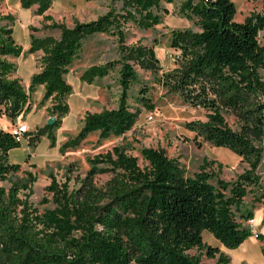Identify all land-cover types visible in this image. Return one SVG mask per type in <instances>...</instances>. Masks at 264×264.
<instances>
[{
    "label": "trees",
    "instance_id": "16d2710c",
    "mask_svg": "<svg viewBox=\"0 0 264 264\" xmlns=\"http://www.w3.org/2000/svg\"><path fill=\"white\" fill-rule=\"evenodd\" d=\"M20 1L24 9L38 7V17H44L53 4V0ZM114 1L122 3L121 10L111 8L96 21L76 22L72 29L57 23L47 26L61 32L60 40L32 37L29 53L42 52L43 56L28 92L12 77L16 68L9 61L19 59L23 48L11 28L0 26V117L15 123L26 113L38 87H44L43 102H55L52 113L58 120L54 126L22 136L30 146L35 147L43 137L55 146L54 131L68 115L66 100L72 93L65 77L79 59L84 42L95 35L117 38L120 57L90 68L81 81L92 85L120 67L119 108L87 113L81 132L61 152L77 149L92 134L98 133L101 140L121 138L136 126L140 112L131 110L128 99L138 83L137 70L157 75L162 67L154 47L127 45L126 28L133 24L148 31L159 26L162 17L155 11L161 9L162 0ZM181 1V15L194 22L199 32L172 33L171 48L179 53L176 67L163 73L158 84L168 95L207 113L206 122L185 127L195 135L198 146L204 143L228 150L249 169L233 184L217 179L215 187L212 181L217 177L207 172V165L187 177L178 160L149 148L141 152L147 163L141 168L138 159L129 155L130 147L119 146L88 160L90 171L77 190L70 191L72 166L62 185L50 174L47 192L56 208L40 214L29 203L36 177L28 172L18 182L11 178L21 165L11 164L9 153L20 148L21 139L14 131L0 129V182L12 184L8 191L0 186V264H204L201 256H190L191 251L205 252L210 260L218 256L217 264H229L230 259L218 248L204 243L203 234L210 233L229 250L252 237L236 214L241 213L249 194L262 190L257 172L264 159V81L259 74L264 69V0L261 11L243 23L235 21L237 8L232 0ZM45 21L52 19L45 17ZM148 95L149 90L142 89L137 102L153 111ZM226 117L235 120L236 130ZM103 175L111 179L98 187L95 178ZM22 193H28L25 199L20 198ZM46 203L45 199L42 204ZM242 217L247 222L254 220L252 212Z\"/></svg>",
    "mask_w": 264,
    "mask_h": 264
},
{
    "label": "rangeland",
    "instance_id": "374dc122",
    "mask_svg": "<svg viewBox=\"0 0 264 264\" xmlns=\"http://www.w3.org/2000/svg\"><path fill=\"white\" fill-rule=\"evenodd\" d=\"M232 1L237 8L235 21L238 23H243L250 15L262 9L261 0ZM181 3V0H162L161 9L155 11L162 17V23L152 30H142L133 24H129L126 28L127 45L141 44L154 47L162 67V72L157 75L137 70L138 83L130 91L128 105L133 112L139 111L140 116L131 132L124 137H112L108 140H101L99 134L95 133L77 149L61 152L62 147L69 140L79 135L87 113L96 114L119 108L120 67L108 77L95 80L93 85L81 81L83 74L90 68L104 66L119 60L120 57L117 38L95 35L84 42L79 59L74 62L65 77L72 93L66 100L69 106L68 115L62 118L60 128L54 131L55 146H52L48 137H43L35 147H32L29 139L22 137L20 148L9 153L10 163L21 165L20 172L11 176L13 182L22 180L28 172L36 177L37 182L33 186L29 203L40 214L56 208L52 202L53 196L47 192V188L51 185L50 174H53L62 185L68 178L67 168L72 166L75 173L70 183V191L77 190L81 186L80 182L90 171L88 160L105 155L119 146L128 145L129 155L138 159L141 168L147 166L141 152L149 148L163 150L170 159L178 160L187 177H193L207 165V172H212L217 177L212 181L215 187H217V179L233 184L249 169L241 158L228 150L217 149L204 143L198 146L194 142L195 135L187 131L185 127L192 122H206L207 113L204 110L191 108L179 97L168 95L158 84V79L163 73L176 67L179 53L171 48L172 33L185 30L199 32L194 22L188 21L181 15ZM111 8L120 11L122 3L114 0H53L51 9L45 16L38 17L36 16L38 7L28 10L22 7L20 0H0V26L11 28L16 43L23 48V55L19 59L9 58L16 68L12 77L18 79L24 90L28 92L31 78L40 72V61L43 56L42 52L33 55L29 53L32 37L37 39L52 37L56 40L61 38L59 30H48L47 26L57 23L72 29L76 22L96 21L107 14ZM7 16H12V19L3 20ZM45 17H50L52 21H45ZM259 74L264 81V69L260 70ZM39 89L31 96L26 113L15 123L6 117H0V129L13 132L18 125H27L29 133L36 135L38 131L45 129L52 119L58 120V116L52 113L55 102H43V88ZM142 89L149 90L148 97L154 106L153 111H148L137 102ZM226 120L230 127L237 129L232 117H226ZM219 165L222 167L219 168ZM257 174L261 178L262 190H256L245 198L241 213H237L236 218L244 228L264 237V159ZM110 179L111 175L97 176L95 183L98 187H102ZM0 186L8 191L12 184L0 182ZM26 194L28 193H22L20 198L25 199ZM45 199L49 203L42 204ZM248 212L253 213V225L242 217H246ZM203 241L208 246L223 248L230 259L229 264H264V240H257L252 236L235 250L224 248L208 232L204 233ZM189 255L204 256L197 251H191ZM204 261L205 264H217L218 259L214 261L205 257Z\"/></svg>",
    "mask_w": 264,
    "mask_h": 264
},
{
    "label": "built area",
    "instance_id": "2783aa9c",
    "mask_svg": "<svg viewBox=\"0 0 264 264\" xmlns=\"http://www.w3.org/2000/svg\"><path fill=\"white\" fill-rule=\"evenodd\" d=\"M29 132V129L27 127V125H18V127L16 128V130H14V135L18 137V139L20 140L22 138V136L26 133ZM251 225H253L254 221H250ZM252 236L258 240V234L255 233V231H252Z\"/></svg>",
    "mask_w": 264,
    "mask_h": 264
},
{
    "label": "crops",
    "instance_id": "0c3cea01",
    "mask_svg": "<svg viewBox=\"0 0 264 264\" xmlns=\"http://www.w3.org/2000/svg\"><path fill=\"white\" fill-rule=\"evenodd\" d=\"M35 75V74H34ZM33 75V76H34ZM32 79V78H31ZM31 82V81H30ZM94 84V83H93ZM92 84V85H93ZM39 88H41V87H38L37 88V90H36V92L38 91V90H40ZM43 88V97H44V94H45V90H44V87H42ZM35 92V93H36ZM34 95V94H33ZM43 97H42V99H43ZM204 235V234H203ZM220 251H221V253H223V254H225L226 256H227V254H226V252H225V250L223 249V248H218ZM198 253V252H197ZM198 254H202V255H204V256H202V262L205 264V261H204V259H205V252H203V253H198ZM228 257V256H227ZM229 258V257H228ZM217 259H218V256H217V258L214 260V261H217Z\"/></svg>",
    "mask_w": 264,
    "mask_h": 264
},
{
    "label": "water",
    "instance_id": "95a60500",
    "mask_svg": "<svg viewBox=\"0 0 264 264\" xmlns=\"http://www.w3.org/2000/svg\"><path fill=\"white\" fill-rule=\"evenodd\" d=\"M55 121H56L55 119H52V120L49 122L48 126H54Z\"/></svg>",
    "mask_w": 264,
    "mask_h": 264
}]
</instances>
